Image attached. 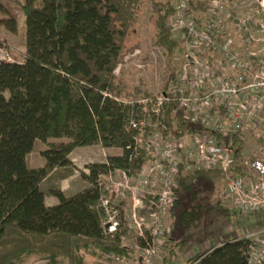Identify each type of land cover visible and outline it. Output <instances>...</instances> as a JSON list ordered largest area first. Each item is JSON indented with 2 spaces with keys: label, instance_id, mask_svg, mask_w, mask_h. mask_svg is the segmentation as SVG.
Here are the masks:
<instances>
[{
  "label": "trees",
  "instance_id": "16d2710c",
  "mask_svg": "<svg viewBox=\"0 0 264 264\" xmlns=\"http://www.w3.org/2000/svg\"><path fill=\"white\" fill-rule=\"evenodd\" d=\"M153 8L156 49L164 51L168 81L162 88L170 96L176 83L174 65L179 44L169 23L176 11L170 2L149 0ZM144 0H25L26 55L21 62H0V264H18L39 257L47 264H88V257H130L125 246L127 229L107 234L100 207L105 190L100 177L121 170L136 177L151 160L137 145L141 131L131 121L144 119L143 106L127 103L115 87L116 71L136 35ZM18 0H0V28L19 31V19L11 7ZM193 14L205 12V2H191ZM3 43L0 42V45ZM155 98V97H153ZM179 97L164 104L165 136L183 140L203 135L206 129L190 121L175 120ZM146 135L150 134L146 130ZM58 140V143H49ZM67 140V141H64ZM235 166L230 175H243V144L238 137ZM40 142L44 165L33 168L29 157ZM100 145L120 149L121 156L92 164L88 183L75 194L60 187L44 189L73 177L70 159L76 150ZM62 171V172H61ZM224 178L221 171L185 175L181 166L176 179L178 197L172 206V234L166 242L163 264H173L183 237L199 212L192 209L200 188ZM47 195L58 200L48 206ZM142 245H145L143 243ZM250 242L244 237L226 241L187 264H247Z\"/></svg>",
  "mask_w": 264,
  "mask_h": 264
},
{
  "label": "rangeland",
  "instance_id": "374dc122",
  "mask_svg": "<svg viewBox=\"0 0 264 264\" xmlns=\"http://www.w3.org/2000/svg\"><path fill=\"white\" fill-rule=\"evenodd\" d=\"M21 5L12 4L19 19V31L17 34H11L7 30L0 28V48L5 50L11 56L14 62H21L26 55V25L25 15L22 10V4L25 0H18ZM164 3L170 2L175 4V0H160ZM191 2H205L208 4L211 0H190ZM237 2V1H236ZM240 5V12L231 11L233 17L226 21L224 18L220 23L222 35L218 40L217 49H203L197 52V56L201 61V68H206L215 71V79L231 82L235 80L239 72H234L227 57L221 51L220 46L223 42L233 39L245 40L244 34L239 32L235 27V18L239 15H252L255 26L251 28L252 36L255 39H262V34L259 30L260 18L251 12V2L249 0L238 1ZM206 12V11H205ZM203 12V13H205ZM201 14V13H200ZM197 16V14H193ZM246 15V16H247ZM153 8L149 0H144L141 12L138 16V23L136 27V35L130 39L129 45L126 49V56L121 61L116 71L115 87L118 92L124 96L127 103H136L148 108L144 100L161 98L164 94L162 88L168 81V68L164 56V51L156 49L153 44L155 38V27L152 22ZM199 17L201 21L206 22L207 17L201 14ZM174 39L179 42V39L174 36ZM177 56L174 65L178 71V83L171 86L172 90L188 88V85H183L182 72L185 68V56L187 53V46L183 42H179ZM262 43H254V50L261 46ZM235 47V46H234ZM239 51V50H237ZM262 53V52H261ZM190 78L195 71L190 67ZM211 83L207 81L203 84V88L195 91L189 90L188 94L192 99L203 98L210 94ZM221 99L216 95L210 99L207 112L210 118V127L214 130L217 126L222 125L221 118L225 117L226 112L218 110L221 105ZM190 110L187 108H180L173 116L175 120H187L193 118ZM163 116L154 118L153 121L146 122V126L150 125L154 130H150V134L146 135L145 131L141 133L138 139V145L143 148L151 160L146 164L150 169L157 166L155 160L157 155L154 149L147 146V142L152 135L159 133L158 138L164 148L166 137L164 136L165 129L163 126ZM227 126H231L227 124ZM241 142L243 144L244 162L246 161H264V115L261 122L257 125H248L246 131L241 133ZM67 141V140H64ZM58 140H50L49 143H58ZM48 146L38 142L34 152L29 157V164L33 168H38L44 165L42 153ZM244 149L246 150L244 152ZM259 152V153H258ZM258 153V154H257ZM122 150L109 149L104 150L102 146L95 145L92 147L81 148L76 150L71 156L73 167L70 169L74 172L72 178L66 182H58L57 176L44 183V189L49 190L50 187H64L68 191H78L83 186L88 184L83 176L88 175L89 166L92 164L106 163L109 157L121 156ZM62 172V171H61ZM230 175H228L229 177ZM145 181L139 173L136 177H130L121 170H113L108 175L100 177V186L105 190L108 199L111 202L110 210L118 215V221L122 230L127 229L128 234L124 239V244L131 251L130 257L125 259L124 264H141V255L143 254L142 244L149 240L151 230L155 227L156 218H162L163 221V237L165 241L171 238L172 234V210H163L159 207V199L165 190L163 175L155 171L154 176L148 183H139ZM226 185L227 178H219L216 181L206 184L204 188H200V193L196 201L193 203L194 208L199 212L197 220L192 223L187 231L184 232L183 237L186 243L177 251V257L173 264H187L191 259L199 254L207 253L215 246L226 241L235 239L239 236L251 232H257L264 229V216H241L236 213L233 205L226 199ZM178 193L175 192V196ZM238 220V221H237ZM237 222V223H236ZM232 229H237L232 237H227ZM143 233L144 238L141 237ZM243 234V235H242ZM159 257L154 258L153 264H163V260L167 254V248L164 246L160 250ZM88 264H119L107 258L88 257ZM48 262L39 257H27L18 264H47ZM60 264H68L66 260H60ZM195 264V263H194Z\"/></svg>",
  "mask_w": 264,
  "mask_h": 264
},
{
  "label": "built area",
  "instance_id": "2783aa9c",
  "mask_svg": "<svg viewBox=\"0 0 264 264\" xmlns=\"http://www.w3.org/2000/svg\"><path fill=\"white\" fill-rule=\"evenodd\" d=\"M236 1L238 0H211L207 4L206 12H201L208 19L204 22L199 19L202 17L200 13L197 16L193 15L190 0H175L173 8L176 14L171 19L169 28L173 38L177 37L180 43L184 42L187 46L186 63L181 80L183 85H188V88L184 86L177 90L171 88L170 96L163 95L161 98L144 100L148 108L136 102L143 106L144 119L141 121L133 119L130 128L139 130L141 133L155 129L150 125L146 126V122L160 116L164 118V104L170 103L173 97H179L180 108H187L194 115L186 121L207 130L203 135L187 136L183 140L166 137L164 134L166 141L163 149L159 141L163 140V137L158 138L159 133L152 135L146 141L147 146L156 152L157 166L150 169L145 165L141 171V177L145 181L141 180L139 183H148L155 171L163 175L165 190L158 202L163 210H172L173 203L178 197V195L175 196V192L180 190L176 179L182 166L185 175L197 171L223 172L224 177L227 178L226 199L233 205L232 208L236 210V213L241 216H264V161H246L243 175L229 174L235 166L236 146L233 139L235 137L240 139L241 133L247 130L248 125L259 124L264 115V57H259L253 47L254 43H262L261 46L264 49V0H249L251 12L258 15L261 20L259 30L262 39H255L252 36L251 28L255 26L252 15H239L238 18L234 17L235 27L244 34L245 50L237 51L231 40L223 42L219 48L227 57L232 70L239 72L235 80L225 83L224 80L215 79V71L209 68L199 70L202 65L197 56V52L202 49L206 51L218 48V40L222 35L221 27L223 28L220 23L224 18L228 21L233 17L231 7L235 10L238 5ZM0 62H14L3 48H0ZM190 67L195 70L192 78H190ZM177 77L176 83H178ZM207 81L211 83V93L193 100L188 91L203 88V84ZM216 95L221 99L218 110L226 114L224 118H221L223 124L220 126L216 124V129L213 130L209 126L212 119L207 109L210 99ZM162 127L165 129L164 125ZM110 205L111 202L105 192L100 202V207L105 214L104 227L107 234H114L118 231L120 223L118 215L110 210ZM163 229L162 218L157 217L149 240L142 247L141 264H153L154 258L159 257L161 248L166 245ZM140 235L144 238L143 233ZM242 237L250 242L247 264H264V229ZM106 258L119 264H124L126 259L115 255H108Z\"/></svg>",
  "mask_w": 264,
  "mask_h": 264
},
{
  "label": "crops",
  "instance_id": "0c3cea01",
  "mask_svg": "<svg viewBox=\"0 0 264 264\" xmlns=\"http://www.w3.org/2000/svg\"><path fill=\"white\" fill-rule=\"evenodd\" d=\"M238 1H240V0H238ZM238 1H237V6H236V8H235V11L237 12H240L241 11V9H240V5H239V3H238ZM245 15H247V14H245ZM232 42H233V45L235 46V48L237 49V50H239V51H244L245 50V42H244V40H241V39H233L232 40ZM257 51H256V53L258 54V56L259 57H264V49H263V46H260V47H258L257 49H256ZM262 52V53H261ZM85 148H87V147H85ZM89 148V147H88ZM244 148V147H243ZM104 150H109V149H104ZM246 150L244 149V152H245ZM259 153V152H258ZM257 153V154H258ZM72 155H73V153H72ZM71 155V156H72ZM71 156H70V159L72 160V158H71ZM73 162V161H72ZM70 178H72V177H70ZM69 178V179H70ZM69 179H66V180H63V181H61V182H66L67 180H69ZM85 188V186H83L80 190H78V191H68V190H66V188H65V186L64 187H60V189L64 192V193H66V194H75V193H78V192H80L81 190H83ZM46 204L48 205V206H55V205H58V200L55 198V197H52L51 195H47V197H46ZM238 221V220H237ZM237 223V222H236ZM229 233H231V234H229L227 237H232L233 236V234L234 233H237V229H232V230H230V232ZM243 235V234H242ZM239 237H241V236H239ZM233 240V239H232ZM230 241V240H229ZM223 243H221V244H219V245H217V246H220V245H222ZM217 246H215L214 248H216ZM214 248H212L211 250H213ZM211 250H209L208 252H210ZM207 252V253H208ZM205 254V253H204Z\"/></svg>",
  "mask_w": 264,
  "mask_h": 264
}]
</instances>
